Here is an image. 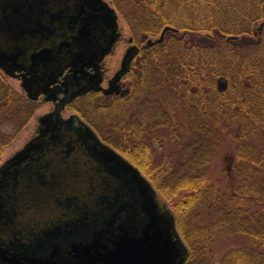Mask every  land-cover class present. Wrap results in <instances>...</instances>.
Here are the masks:
<instances>
[{"label": "trees", "instance_id": "16d2710c", "mask_svg": "<svg viewBox=\"0 0 264 264\" xmlns=\"http://www.w3.org/2000/svg\"><path fill=\"white\" fill-rule=\"evenodd\" d=\"M111 1L137 44L167 25L177 30L140 49L124 92L82 97L93 126L162 203L173 204L188 249L182 264H215L219 246L220 264H264V25L255 28L264 22V0ZM239 5L245 10L237 14ZM36 107L0 74V118L10 114L15 128L0 129V146ZM228 139L234 185L222 188L208 171Z\"/></svg>", "mask_w": 264, "mask_h": 264}, {"label": "water", "instance_id": "95a60500", "mask_svg": "<svg viewBox=\"0 0 264 264\" xmlns=\"http://www.w3.org/2000/svg\"><path fill=\"white\" fill-rule=\"evenodd\" d=\"M170 29L177 30L167 25L140 48ZM117 30L115 10L104 0H0V68L14 75L27 63L34 73L27 81L37 87L43 62L44 76L77 62L78 76L68 83L76 81L79 94L117 93L140 50L127 48L103 88L96 64ZM40 122L39 134L0 167V264H181L187 248L174 214L138 168L77 115L61 119L56 109Z\"/></svg>", "mask_w": 264, "mask_h": 264}, {"label": "rangeland", "instance_id": "374dc122", "mask_svg": "<svg viewBox=\"0 0 264 264\" xmlns=\"http://www.w3.org/2000/svg\"><path fill=\"white\" fill-rule=\"evenodd\" d=\"M105 1L108 2L111 6L115 7L111 0H105ZM128 5L129 4H127L124 1L123 9L125 12L128 11L127 16H130L129 12H131V11H130V9H129L130 7ZM243 8H244L243 5L240 6L237 10L238 11L237 14H239V12L243 13V11L245 10ZM131 10H132V12H135V10H133V9H131ZM117 15H118L119 26L121 28L120 30H121V34H122L123 38L121 40H119V43H117L116 50L104 58L105 76L107 78L112 77L113 74L115 73V71L119 68V65H120L119 61H121L122 55H123L125 49L129 45L127 42V39H129V36H131V33H132L131 30H129L130 28L128 26L127 21L125 20L123 15L118 10H117ZM260 23H261V21L256 22L255 28H258ZM2 73L3 72H1V70H0V74H2ZM3 77L6 81V84H8V86H10L12 89H14L19 95L24 94L22 89L19 88L20 87L19 81L16 80V78L14 79V78L7 76L5 74ZM129 83H130L129 79H124L122 82H120V86H119L120 91L124 92L128 88ZM218 84L221 86L222 82L220 81V82H218ZM36 103H37V107L30 114L28 119H26L24 122L19 124L18 130L15 133V135L11 139H9L7 143H5V144L2 143V145L0 146V163H2V161H4L6 158L12 156L16 151H19V149L22 148V146L33 137V135L35 133V128L39 122L38 118L43 117V114L46 113L48 111V109L51 110V108H52V107H50L51 104H49L48 102H44L43 100L38 99V98L36 100ZM79 109L82 112L79 111ZM74 112L79 113L80 116L82 117V119L85 122H87L90 126H92V128L100 136V133L98 132L96 127L93 126L95 123L90 118V115L93 116V110H91V114H90V111H88V110L85 112V110L83 108L82 98H80V97H79V99L73 101L68 106V108H66V110L63 111V116H68V114L70 115V113H74ZM107 125L108 124H104L105 129L107 128ZM0 129L3 131L9 132V133L14 132L15 128H14L13 123L11 121L10 114H7L6 116H3L0 118ZM3 141H4V139H2V142ZM234 154H235V142L231 139H228L227 142H225L224 144H222L220 146L215 159L213 161H211V163L209 164V171H208L209 174L208 175H209L210 180L213 181L214 183L218 184L222 188H224L228 185L231 188L234 185L233 180L229 179L227 177V173H226V167L228 166L227 160H229L228 156L233 157ZM167 205H168V207L174 209L172 206L173 205L172 203H168ZM223 252H224V247L219 246V248L215 251V255H214L215 256V264H220V259H221Z\"/></svg>", "mask_w": 264, "mask_h": 264}, {"label": "flooded vegetation", "instance_id": "af4514ba", "mask_svg": "<svg viewBox=\"0 0 264 264\" xmlns=\"http://www.w3.org/2000/svg\"><path fill=\"white\" fill-rule=\"evenodd\" d=\"M122 38L123 37H122L121 31L117 30V35L115 37V41H114L110 51H108V53H106L101 58L99 63L96 64V65H99L98 72L101 73L102 78H101L100 85L102 87L107 86L109 83V79L111 78V77L107 78L105 76L104 58L116 50V45H117V43H119V40H121ZM126 50H127V48H126ZM27 66H28L27 63L26 64L21 63L20 68H22V70L21 71L15 70L14 75H9V76L14 78V79L16 78V80L19 81V85H20L19 88L22 89V91L24 93L23 95H25L27 97L28 96L27 90H30L29 93H31L33 95L37 94V97L35 99L38 98V99L43 100L44 102H48L49 104H51V106H50V107H52L51 110L48 109V111L43 114V118L45 116L49 117V115H51L56 109L59 110V117H61V119H67L71 115H77L78 117H81L80 114L77 112L76 113L75 112L70 113V115L68 114V116H63V111H65L66 108H68V106L73 101L79 99V97L82 98L83 96L90 95L92 92L103 93L102 90L91 89V90L86 91L82 94H79L78 92H80L81 87L76 86V83H75L76 81L72 80L70 83H68L69 78L72 77L73 73L76 72L80 68V64H78L77 62L72 64V65L67 64V66L64 64V65L60 66L59 71L57 70V68H56V71H52L54 69V67H51L52 69L50 68L48 71L46 69L47 76L46 75L44 76L45 68H44V62H43V70H40V71H43V85L40 83L37 87L35 85H32L31 83H29L27 81L28 77H31L32 75H34V73L30 72V70ZM84 71H87L88 73H94L93 68L91 66H85ZM23 74H24V76H23ZM76 75L78 76L77 72H76ZM122 81H120V82H122ZM23 84L26 86H24ZM67 95L70 98L69 101H67L64 105H61V100L63 98H65ZM81 119H82V117H81ZM43 125H44V123H43ZM41 126H42V122H38V124L35 128V133H34L33 137L39 134V129H41ZM26 143L22 146V148L26 145Z\"/></svg>", "mask_w": 264, "mask_h": 264}]
</instances>
